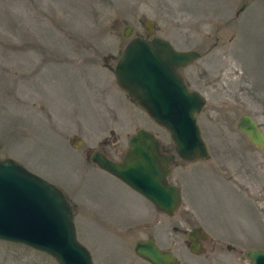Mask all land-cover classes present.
Returning a JSON list of instances; mask_svg holds the SVG:
<instances>
[{"label":"rangeland","instance_id":"1","mask_svg":"<svg viewBox=\"0 0 264 264\" xmlns=\"http://www.w3.org/2000/svg\"><path fill=\"white\" fill-rule=\"evenodd\" d=\"M144 26L199 53L179 71L205 98L197 124L210 156L171 163L168 179L181 194L172 215L89 158L102 150L119 161L137 128L172 151L166 130L113 74ZM243 112L264 131V0H0V157L63 192L93 264H150L133 252L147 234L177 252V264H248L224 248L192 253L180 229H231L243 248L264 246V156L235 126ZM0 264L57 263L0 239Z\"/></svg>","mask_w":264,"mask_h":264},{"label":"water","instance_id":"2","mask_svg":"<svg viewBox=\"0 0 264 264\" xmlns=\"http://www.w3.org/2000/svg\"><path fill=\"white\" fill-rule=\"evenodd\" d=\"M130 26L123 29L130 34ZM145 33L150 29L146 26ZM195 50H177L165 39L134 36L122 48L113 68L116 84L157 124L164 127L174 152L162 150L148 130L137 128L120 161L94 150L90 160L108 171L165 214L181 203L178 187L167 180L174 154L192 161L208 156L196 121L204 97L189 90L178 68L196 59ZM236 128L264 155V136L256 122L241 114ZM72 209L63 192L9 156L0 157V239L22 243L52 256L57 264H93L75 235ZM134 253L150 264H173L176 257L152 236L137 239ZM250 264H264V248L248 249Z\"/></svg>","mask_w":264,"mask_h":264},{"label":"flooded vegetation","instance_id":"3","mask_svg":"<svg viewBox=\"0 0 264 264\" xmlns=\"http://www.w3.org/2000/svg\"><path fill=\"white\" fill-rule=\"evenodd\" d=\"M145 27L144 26V31H145ZM145 33V32H144ZM133 36H138V37H141V38H145V39H150L152 38L153 36L155 35H148L145 33V35H140V34H135ZM132 37V36H131ZM129 37V39L131 38ZM198 56H199V53H198ZM192 62V61H191ZM190 62V63H191ZM181 74V73H180ZM182 76V74H181ZM183 78V76H182ZM183 81L185 82V84L187 85L186 81L184 80L183 78ZM188 87V85H187ZM188 89L190 90H195L197 92H199L198 90L196 89H193V88H190L188 87ZM200 93V92H199ZM202 94V93H201ZM243 113H247V112H243ZM241 113V114H243ZM240 114V115H241ZM248 114V113H247ZM239 115V116H240ZM250 115V114H249ZM238 116V117H239ZM252 117V119L256 122V125L258 126V128L260 129V131L262 132L263 136H264V131L262 130V128L260 127V125L257 123V121L255 120V118L250 115ZM238 119V118H237ZM237 121V120H236ZM235 126H236V123H235ZM239 130V129H238ZM241 131V130H240ZM243 132V131H241ZM244 133V132H243ZM245 134V133H244ZM246 136V134H245ZM247 137V136H246ZM248 139V137H247ZM204 140V139H203ZM249 140V139H248ZM250 141V140H249ZM251 142V141H250ZM205 143V146H206V149L208 151V156L206 157V159L210 156V153H209V149L207 147V144L206 142L204 141ZM252 143V142H251ZM253 144V143H252ZM254 145V144H253ZM256 146V145H255ZM162 147H163V150L164 151H169L171 152L170 150L166 149L163 144H162ZM257 147V146H256ZM259 148V147H258ZM172 149H173V146H172ZM259 150L261 151V149L259 148ZM93 151V150H92ZM102 151V150H101ZM105 154V153H104ZM261 154H262V151H261ZM106 155V154H105ZM263 155V154H262ZM176 157H174V160H175ZM179 158V157H177ZM181 159V158H180ZM173 160V162H174ZM183 160V159H182ZM175 184V183H174ZM176 185V184H175ZM177 186V185H176ZM178 187V186H177ZM179 188V187H178ZM176 212V211H175ZM169 215V214H168ZM172 215V214H171ZM147 226V225H146ZM181 231L183 232L184 234V237H183V243L185 244V246L188 248V250H190L192 253L194 252H198V251H201L203 249H205L206 246H208V248H210L211 250H215V249H219V250H222L223 248L224 249H227V250H233L234 252L238 251L240 252V256L238 257V253L236 252L235 256L241 260L243 259V257L246 258V261L248 264L249 263V259L248 257L245 255V251L248 250V249H263V247H246V248H243V246H241V243H240V240L237 239L236 237H231L233 234L231 233L232 230L229 229L228 231H220V233H217L215 235H218V236H213V235H210V234H213L210 232V228L208 229V227H204V229H202L200 226H192V227H189V228H180ZM149 236H152L154 238V241L156 240V237L154 235H150V234H147L145 237H138L139 238H148ZM227 237H231V241H228L226 238ZM157 242V240L155 241V243ZM205 243V245L203 246V244ZM158 244V242L156 243ZM163 249H169L172 251V253L174 254V256L176 257L175 259V262L173 264H177L178 261H179V257H178V254L177 252L173 251L172 249L170 248H164V247H161ZM234 261V260H233Z\"/></svg>","mask_w":264,"mask_h":264},{"label":"bare ground","instance_id":"4","mask_svg":"<svg viewBox=\"0 0 264 264\" xmlns=\"http://www.w3.org/2000/svg\"><path fill=\"white\" fill-rule=\"evenodd\" d=\"M196 121H197V114H196Z\"/></svg>","mask_w":264,"mask_h":264}]
</instances>
